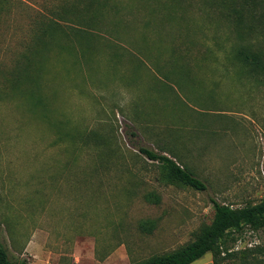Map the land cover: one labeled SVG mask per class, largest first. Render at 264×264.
I'll return each instance as SVG.
<instances>
[{"label": "rangeland", "instance_id": "1", "mask_svg": "<svg viewBox=\"0 0 264 264\" xmlns=\"http://www.w3.org/2000/svg\"><path fill=\"white\" fill-rule=\"evenodd\" d=\"M240 47L264 55V0H0V244L10 258L134 264L193 241L214 200L259 203L264 74ZM140 148L206 189L170 180ZM258 246L264 228L226 241Z\"/></svg>", "mask_w": 264, "mask_h": 264}, {"label": "trees", "instance_id": "2", "mask_svg": "<svg viewBox=\"0 0 264 264\" xmlns=\"http://www.w3.org/2000/svg\"><path fill=\"white\" fill-rule=\"evenodd\" d=\"M237 53L245 61L252 63L253 69L257 68L264 74L262 52L251 50L250 47H240ZM140 151L150 159L160 161L170 180L199 190L206 189V184L200 178L172 157L147 148H140ZM214 209L212 222L204 226L193 241L176 250L155 254L134 264H192L208 252H212L213 264H223L226 260L236 261L238 264H264V246L237 251L226 247L227 238L232 231H241L245 227L254 230L264 228V198L259 203L243 207H233L214 200ZM0 264H17L10 258L7 248L1 244Z\"/></svg>", "mask_w": 264, "mask_h": 264}, {"label": "crops", "instance_id": "3", "mask_svg": "<svg viewBox=\"0 0 264 264\" xmlns=\"http://www.w3.org/2000/svg\"><path fill=\"white\" fill-rule=\"evenodd\" d=\"M109 257H111V256H109ZM192 264H213V257H212V255L211 256L208 255V257H205V255H204L202 258L198 259L197 261H195Z\"/></svg>", "mask_w": 264, "mask_h": 264}]
</instances>
